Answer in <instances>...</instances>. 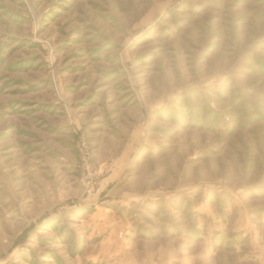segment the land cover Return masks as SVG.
Instances as JSON below:
<instances>
[{"label": "rangeland", "instance_id": "rangeland-1", "mask_svg": "<svg viewBox=\"0 0 264 264\" xmlns=\"http://www.w3.org/2000/svg\"><path fill=\"white\" fill-rule=\"evenodd\" d=\"M208 235L264 264V0H0V264H187Z\"/></svg>", "mask_w": 264, "mask_h": 264}, {"label": "crops", "instance_id": "crops-1", "mask_svg": "<svg viewBox=\"0 0 264 264\" xmlns=\"http://www.w3.org/2000/svg\"><path fill=\"white\" fill-rule=\"evenodd\" d=\"M139 144H140V131L136 130L131 134V137L129 139V144L126 147L125 152L122 154V156L117 162V167L115 168L113 174L110 177L112 180H115L117 178L119 179L120 176H123L124 172H125L124 177L127 175L126 172L129 171L128 169L130 168L133 162V159L135 157L134 155L135 152H133L134 146L139 145ZM146 199L147 197L145 195L142 196L139 194L137 195L134 193L132 194L129 192H124L120 196V198L119 196L117 197L111 196L107 198L106 200H103L102 204L103 205L106 204L109 207L96 209L97 218L102 219L99 226H96L99 229L98 231H100V229L103 227H107L106 230L108 232V237L109 236L115 237L117 233L120 231L125 232L126 235L128 233H133L129 224L132 223V220L135 217V214H136L135 212L137 211L136 207L141 206L142 204L146 205L147 203ZM114 207L117 210H120L122 208L124 209L125 212L130 214L128 215V217H126V221H122V220L118 221L117 217L113 218V216L106 214L107 211L109 210L108 208H114ZM100 219H97V220H100ZM105 222H107V224H105ZM210 237H211L210 235L204 237L201 243L199 244V247H197V249L193 251V254H191V251L190 252L187 251L188 253L187 256L190 257L189 260L187 261V264H209L211 262V260L213 259V257L215 256L218 250H213L211 248V243H210L211 238ZM116 242H119V241L117 240ZM137 243H139V239H136V242L132 241L130 243H127V241H125V243H122V244L120 243V244L122 245L123 249H125L129 247L128 244L131 245L130 247H132V245H135ZM179 244L181 247H186V244L184 242L180 241ZM173 250L174 249H172V251L169 252L167 249L161 246L156 251L150 252L147 255V260L149 261L155 260L154 264H171L177 261L179 262L181 259V253L179 250L177 252ZM137 253H142V251H140V249L135 248V250L130 253L129 258L125 259L126 263L145 264V262H143L144 260L141 261L139 259L140 256L138 257L136 256ZM206 258L208 261L205 260Z\"/></svg>", "mask_w": 264, "mask_h": 264}, {"label": "trees", "instance_id": "trees-1", "mask_svg": "<svg viewBox=\"0 0 264 264\" xmlns=\"http://www.w3.org/2000/svg\"><path fill=\"white\" fill-rule=\"evenodd\" d=\"M190 7V9H189V12L188 13H191V9H194V7L193 6H189ZM210 7H212V6H210ZM202 9H204V8H202ZM198 11V10H197ZM197 11H195V12H193V14H195V13H197ZM168 14V12H166L165 14H163L162 16H161V18H160V21H162V20H164L165 18H166V15ZM163 31V28H159V24L158 23H155L153 26H151L149 29H148V31H153L154 33H159V34H161V31ZM153 33V34H154ZM174 207H177V206H174Z\"/></svg>", "mask_w": 264, "mask_h": 264}]
</instances>
